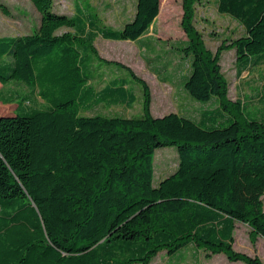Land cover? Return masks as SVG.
I'll return each mask as SVG.
<instances>
[{"label":"trees","instance_id":"16d2710c","mask_svg":"<svg viewBox=\"0 0 264 264\" xmlns=\"http://www.w3.org/2000/svg\"><path fill=\"white\" fill-rule=\"evenodd\" d=\"M30 1L40 14L36 29L0 35L1 87L14 81L28 89L0 95L7 105L0 113V264H147L187 245L206 257L264 264L233 247L235 222L264 238V119L228 98L219 64L228 46L239 71L264 62V0H216L217 11L245 32L215 53L192 23L194 0H183L182 52L190 58L183 87L196 100L218 99L198 119L153 116L146 80L94 44L98 35L139 42L160 0H137L121 29L97 25V14L78 4L66 15L55 0ZM109 67L141 85L142 115L86 113L133 103L125 78L101 81ZM225 115L226 123L216 121ZM164 146L176 147L178 165L153 185V153Z\"/></svg>","mask_w":264,"mask_h":264},{"label":"rangeland","instance_id":"374dc122","mask_svg":"<svg viewBox=\"0 0 264 264\" xmlns=\"http://www.w3.org/2000/svg\"><path fill=\"white\" fill-rule=\"evenodd\" d=\"M137 0H55L57 13L69 15L78 4L86 11L97 14V25L121 29L135 12ZM192 23L201 34L204 46L215 53L233 39L244 34L243 25L228 14L217 11L216 0H194ZM184 16L183 0H160L159 12L140 41L113 40L96 36L94 44L101 56L115 59L129 65L136 74L146 80L149 86V110L153 116L167 112H181L199 118L202 111L218 106L217 101L203 102L194 99L183 87V78L190 70V58L182 52L187 42L182 21ZM40 21V14L30 0H0V35H22L31 33ZM98 21V23H97ZM219 64L228 82L227 96L239 99L244 105V113L253 119H264V62L250 65L239 71L236 51L233 46L224 47L219 53ZM108 77L125 78L127 87L135 98L132 104H98L86 113L96 111L111 115L140 116L143 113V90L123 68H106ZM13 91L24 93L28 89L22 83L8 82L1 87L0 95L6 96ZM42 103L41 98H37ZM33 104V103H32ZM38 105V104H34ZM7 105L0 103V113ZM228 116L219 117L218 123H226ZM178 152L175 146L158 147L153 153V185L173 172L178 165ZM233 247L237 251L257 255L264 261V238L253 233L245 223L235 222ZM142 264V263H134ZM147 264H245L231 261L223 253L211 254L193 245L169 255L160 251Z\"/></svg>","mask_w":264,"mask_h":264}]
</instances>
